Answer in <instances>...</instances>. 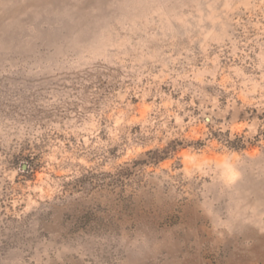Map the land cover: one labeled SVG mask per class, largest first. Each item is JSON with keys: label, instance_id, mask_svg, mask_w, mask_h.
<instances>
[{"label": "rangeland", "instance_id": "obj_1", "mask_svg": "<svg viewBox=\"0 0 264 264\" xmlns=\"http://www.w3.org/2000/svg\"><path fill=\"white\" fill-rule=\"evenodd\" d=\"M0 264H264V0H0Z\"/></svg>", "mask_w": 264, "mask_h": 264}]
</instances>
